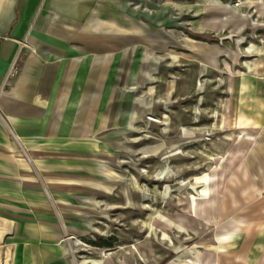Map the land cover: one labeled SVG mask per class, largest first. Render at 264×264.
<instances>
[{"label":"rangeland","instance_id":"obj_1","mask_svg":"<svg viewBox=\"0 0 264 264\" xmlns=\"http://www.w3.org/2000/svg\"><path fill=\"white\" fill-rule=\"evenodd\" d=\"M240 1L163 0L162 21L137 17L152 36L121 54L104 186L46 202L81 232L56 241L55 264H264V0Z\"/></svg>","mask_w":264,"mask_h":264},{"label":"crops","instance_id":"obj_2","mask_svg":"<svg viewBox=\"0 0 264 264\" xmlns=\"http://www.w3.org/2000/svg\"><path fill=\"white\" fill-rule=\"evenodd\" d=\"M162 1L0 0V237L8 232L6 258L12 246L18 264H55L68 251L56 241L81 234L69 222L61 228L46 202L97 197L104 186L96 177L105 172L103 144L114 141L103 132L121 54L151 38L137 17L162 21L150 13ZM255 10L261 16L264 3ZM149 52L143 47L138 60L147 63Z\"/></svg>","mask_w":264,"mask_h":264},{"label":"built area","instance_id":"obj_3","mask_svg":"<svg viewBox=\"0 0 264 264\" xmlns=\"http://www.w3.org/2000/svg\"><path fill=\"white\" fill-rule=\"evenodd\" d=\"M7 233H8L7 231H4L0 237V263H1V259L2 261L6 260L5 257L1 258V255L4 256V252L6 249L5 247H7V244L5 243V236L7 235ZM2 251H3V254H2Z\"/></svg>","mask_w":264,"mask_h":264},{"label":"bare ground","instance_id":"obj_4","mask_svg":"<svg viewBox=\"0 0 264 264\" xmlns=\"http://www.w3.org/2000/svg\"><path fill=\"white\" fill-rule=\"evenodd\" d=\"M234 121H235L234 124L237 126V125H238V123H237V118H235ZM213 176H215V175H212V176H205V177H204V180H207V181L210 182V181L213 180ZM209 184H210V183H209ZM211 185H212V184H211ZM209 187H210V186H209ZM211 190H212V188H211ZM186 209L188 210V212H189L190 214H193L192 211H190V209H189L188 206L186 207ZM164 234H165V233H163V235H164ZM4 253H5V252H4ZM2 254H3V251H2ZM4 257H5V255H4V256L1 255V258H4ZM5 259H6V257H5ZM0 264H3L2 259H1V263H0Z\"/></svg>","mask_w":264,"mask_h":264}]
</instances>
